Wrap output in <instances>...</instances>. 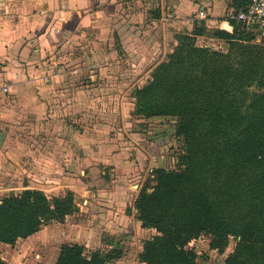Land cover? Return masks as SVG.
Masks as SVG:
<instances>
[{
  "label": "trees",
  "instance_id": "16d2710c",
  "mask_svg": "<svg viewBox=\"0 0 264 264\" xmlns=\"http://www.w3.org/2000/svg\"><path fill=\"white\" fill-rule=\"evenodd\" d=\"M234 11L250 0H229ZM159 17V16H157ZM212 29L226 51L198 45L204 22L174 35L176 45L132 92V115L174 120L182 150L176 166L152 170L149 188L134 201L144 240V264H196L195 244L205 235L224 264H264V42L242 23ZM76 209L67 191L48 198L38 189L0 196V244L14 246L52 222L63 223ZM121 251H86L62 244L55 264H108ZM0 264H8L0 257Z\"/></svg>",
  "mask_w": 264,
  "mask_h": 264
},
{
  "label": "rangeland",
  "instance_id": "374dc122",
  "mask_svg": "<svg viewBox=\"0 0 264 264\" xmlns=\"http://www.w3.org/2000/svg\"><path fill=\"white\" fill-rule=\"evenodd\" d=\"M120 2L126 3L123 0ZM151 10L153 11L147 16L146 14L136 16L137 22L134 24L137 38L133 40L134 46L131 45L133 58H130V53L125 51L126 47L119 43L120 36H114L112 47L116 48L119 72H123L122 78L116 80L117 91L111 99L108 98V93L104 92L107 80L100 81L101 85L91 90L92 95L101 96L102 105L100 110L96 111V116H87L86 114H92V112L86 110L78 112L79 114L67 110V106H71V103L76 108L80 106L79 92L84 90L79 86L92 83L87 84L88 79H82L79 82L74 80L71 81V89L65 91L64 80H60L56 84L59 86L56 92L41 91L43 93L38 97L37 127L32 131L27 143L21 145L22 147L13 143L6 144L7 148L5 147L4 153L0 156V196H9L10 192L18 195L26 188L41 190L48 198L62 196L67 191H72L76 204L74 213L67 216L63 223L52 222L45 225L31 237L19 240L14 246L0 244V257L8 264H55L60 246L70 243H79L88 252L94 250L106 252L112 248H118L121 256L108 264H144L138 258L142 244L156 232L153 229L141 227L134 201L142 187H146V184L149 187L153 185L152 170L159 167L174 168L182 150L180 139L174 135V120L145 119L132 115L133 90L147 83L153 66L161 61L164 54V51L153 54L147 52L149 50L143 44L146 41L147 45L145 38H149L151 45L159 42L157 36L152 37L157 29L154 32L151 31L150 36L143 32V22L155 18L158 9L153 7ZM224 21L227 22L225 19ZM183 32H185L184 28L176 30L172 38L174 39L177 33ZM212 32L211 29L206 35L198 37L197 44L213 43V49L226 51L227 45L213 39ZM161 41L162 46L164 41L167 44L168 52L174 40L171 43L170 39ZM255 42L261 43L257 39ZM101 43L102 53L108 55L109 36L104 34ZM84 45L86 46L84 50L78 44L69 53L80 56L93 55L95 52L93 41L90 38L86 39ZM128 60L134 63L127 65ZM126 72L128 75L125 76L130 75V77L124 79ZM43 81L47 83L48 76L44 77ZM63 96L71 99L70 105L66 103L67 100H63ZM109 101H112L111 104L105 105ZM84 114L85 117H83ZM80 118L83 119L84 124L85 120H90V123L93 121V124L89 121L85 124V126L90 125L86 137L91 135L95 140L90 141V144L95 145L93 150L87 148L84 152V156L92 157V154L96 156L95 159L91 158L93 162L91 165L81 160L83 149L73 151L66 146L63 138L55 139V137H61L60 133L64 131L62 125L71 127L76 134L78 130L83 131L85 126L78 122ZM26 133L31 134L29 130ZM73 141L76 143L72 146H77L79 141L75 137ZM8 147L11 151H8ZM96 147L99 151L95 149ZM138 150H141L144 155L137 153ZM52 152L59 157V153L65 152V154L64 157L55 160ZM66 155L71 165L68 170L61 169L60 165L66 160L64 159ZM99 155H102V159H99ZM115 156L116 159L113 161L111 158ZM53 161L57 163L56 168L52 165ZM106 161L114 163L110 164ZM44 162H49L48 165L52 168L50 172L43 168L39 169ZM30 171H33L31 177ZM235 243V240L230 238L227 247L223 253H220L211 250L209 238L202 235L195 244L198 256L196 264H224L226 257L233 252Z\"/></svg>",
  "mask_w": 264,
  "mask_h": 264
},
{
  "label": "crops",
  "instance_id": "0c3cea01",
  "mask_svg": "<svg viewBox=\"0 0 264 264\" xmlns=\"http://www.w3.org/2000/svg\"><path fill=\"white\" fill-rule=\"evenodd\" d=\"M123 1L126 3L120 2V0H0V86H8L7 93H0V156L4 153L7 143L19 146L27 143L32 131L37 127L38 97L43 93L41 91L50 93L53 90L56 92L59 89L56 84L60 80H64L63 87L65 91H69L72 85L71 81L79 82L82 79H88L87 84H92L80 85L82 82L79 84V88L84 90L79 92L80 106L76 108L71 103V106H67V110L75 113L86 110L92 112V114H86L87 116H96V111L100 110L102 105L101 96L92 95L91 90L101 85L100 81L107 80L104 92L108 93L109 99L116 94L115 82L122 78L123 72H119L116 48L112 47L114 36H120L119 43L126 47L125 51L130 53V58H133L131 45L134 46L133 40L137 38L135 27L137 15L144 16L146 14L147 16L149 12L153 11L151 10L153 7H157L155 18L143 22V32L150 36L149 33L157 29L152 37L157 36L158 45L155 43L151 45L149 38H145L147 45L146 41L145 43L141 42L147 46L145 47L149 50L147 52H152V54L164 51L161 57L162 61L167 52V44L164 41L162 46V39H170V43L174 40L171 49L167 52L170 53L176 45L175 39L172 38V34L176 30L184 28L185 32H191L193 26L200 24L201 21L204 22L208 31L217 28L227 30L230 25L226 15L234 10L229 0ZM124 6H127L126 9ZM201 9L205 13V18L197 16ZM160 32L161 34H157ZM104 34L109 36L110 51L108 55L103 54L101 48V38ZM89 38L94 45L93 55L80 56L69 53L78 44L84 50L86 48L84 40ZM212 45L213 43L204 46L212 47ZM160 62H157L156 65ZM127 63H129L127 65H132L134 62L128 60ZM127 72L124 76L128 75ZM46 76H48L47 83L43 81ZM128 77L130 75L125 76L124 79ZM64 99L70 105L71 99L63 96ZM111 102L109 101L105 105H110ZM66 103L63 104L67 105ZM94 118L96 121V117ZM82 121V118L78 120L79 123ZM88 121L90 123V120H85V124ZM92 122L90 124H93ZM85 124L82 123L84 126ZM89 126L87 124L83 131L78 130L76 134L71 127L62 125L64 131L60 133L61 137H55V139L63 138L66 146L73 151L83 149L81 160L91 165L93 163L91 158L95 159L96 156L93 154L92 157L84 156L87 148L93 150L95 146L90 144V141H95L94 137L88 134L89 137H86ZM27 130L31 134H27ZM74 137L79 141L75 147L72 146L73 143H76L73 141ZM88 141L89 143H87ZM55 148L57 149V147ZM95 149L99 151L97 147ZM8 151H11L10 147H8ZM137 153L140 154L142 151L138 150ZM59 154L60 157H64L65 152ZM142 155L144 154L142 153ZM52 156L55 160L60 159L55 152H52ZM66 157L68 155L60 165L61 169L68 170L71 165ZM99 157L102 159V155ZM111 159L114 161L116 156ZM48 163H42L43 166L39 169L43 168L50 172L52 168ZM56 164L53 161L54 168H56ZM30 172L31 177L33 171ZM14 195L16 194L14 193Z\"/></svg>",
  "mask_w": 264,
  "mask_h": 264
},
{
  "label": "built area",
  "instance_id": "2783aa9c",
  "mask_svg": "<svg viewBox=\"0 0 264 264\" xmlns=\"http://www.w3.org/2000/svg\"><path fill=\"white\" fill-rule=\"evenodd\" d=\"M197 16L205 18V13L201 9ZM228 21L242 23L247 29L255 33L259 42H264V0H250L245 10L230 11L226 15ZM8 86H0V93H7Z\"/></svg>",
  "mask_w": 264,
  "mask_h": 264
},
{
  "label": "water",
  "instance_id": "95a60500",
  "mask_svg": "<svg viewBox=\"0 0 264 264\" xmlns=\"http://www.w3.org/2000/svg\"><path fill=\"white\" fill-rule=\"evenodd\" d=\"M146 187L149 188V186L147 184H146ZM9 196H11V197L14 196V193L13 192H10L9 193Z\"/></svg>",
  "mask_w": 264,
  "mask_h": 264
}]
</instances>
